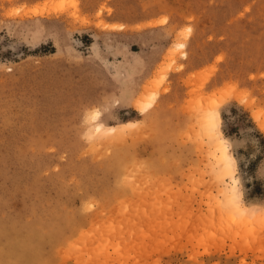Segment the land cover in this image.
I'll use <instances>...</instances> for the list:
<instances>
[{
	"label": "rangeland",
	"instance_id": "374dc122",
	"mask_svg": "<svg viewBox=\"0 0 264 264\" xmlns=\"http://www.w3.org/2000/svg\"><path fill=\"white\" fill-rule=\"evenodd\" d=\"M262 125L264 0H0V264H264Z\"/></svg>",
	"mask_w": 264,
	"mask_h": 264
},
{
	"label": "bare ground",
	"instance_id": "6f19581e",
	"mask_svg": "<svg viewBox=\"0 0 264 264\" xmlns=\"http://www.w3.org/2000/svg\"><path fill=\"white\" fill-rule=\"evenodd\" d=\"M183 44V43H182ZM181 45V44H180ZM154 98H155V95H149V97H142L139 101H138V108H139V111L142 113V112H146L147 110L150 109V106L153 104L154 102ZM147 107V110L146 111H142L141 109L144 108V107ZM216 109V108H215ZM210 112V111H209ZM99 115V113L97 112L96 113V116L97 117ZM255 117H256V120L258 121L259 118H260V114H255ZM261 119V118H260ZM204 123V126L210 130V131H213L212 129V125L214 124L216 126V132L219 133V122H220V114L219 112L216 110H213L211 111L207 118L203 121ZM263 126V125H262ZM264 127V126H263ZM112 129V128H111ZM104 131V127L101 123H97V125L95 126L94 128V132L98 133V132H101V131ZM218 142L215 146V149H214V152H213V155L216 157H218V161H219V168L221 170L222 173L224 174H230L231 177H232V188L231 189H228V192H231V196L229 197L230 201H232L235 206H240L239 203L235 200H233L236 196H235V192H236V186H237V177L233 174V168L235 167L234 165H229L228 163V160L226 159V157H230L232 160H233V157L231 156V153L229 151V146L228 144L226 145L227 146V152L225 153L223 151V148H224V145L221 144V140L225 141V139L223 138H217ZM213 148V147H212ZM235 170V168H234ZM227 192V191H226ZM229 194V195H230ZM244 212L245 209H243Z\"/></svg>",
	"mask_w": 264,
	"mask_h": 264
},
{
	"label": "snow or ice",
	"instance_id": "6c2138e0",
	"mask_svg": "<svg viewBox=\"0 0 264 264\" xmlns=\"http://www.w3.org/2000/svg\"><path fill=\"white\" fill-rule=\"evenodd\" d=\"M165 22H166V21H165ZM189 31H190V29H189ZM179 47L183 48L184 45L181 44V45H179ZM147 107H148V106L142 108L141 110H142V111H146V110H147ZM212 129H213V131H216V126H215L214 124L212 125ZM221 144L224 145L223 151L226 153V152H227V146H226V145H227V142L221 140ZM226 159L228 160V163H229L230 166H231V165H234V161H233L230 157H226Z\"/></svg>",
	"mask_w": 264,
	"mask_h": 264
}]
</instances>
